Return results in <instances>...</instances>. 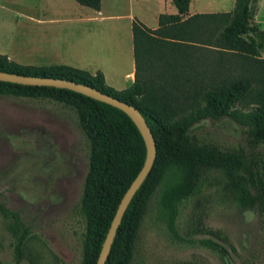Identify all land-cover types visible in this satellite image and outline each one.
<instances>
[{"label": "rangeland", "instance_id": "374dc122", "mask_svg": "<svg viewBox=\"0 0 264 264\" xmlns=\"http://www.w3.org/2000/svg\"><path fill=\"white\" fill-rule=\"evenodd\" d=\"M102 3L100 15L77 0H0V54L33 65H55L60 57L76 60L79 43L96 39L109 25L119 23L125 46L117 42L112 49H125L130 58L131 13L149 26L157 12L177 13L171 0ZM235 3L192 0L191 8L225 11ZM259 6L257 0L255 20ZM258 18L264 25V3ZM101 55L108 56L106 52ZM218 57L221 61H213L209 68L201 65V70L232 77L251 69L234 53ZM115 59L110 63L117 71ZM129 62L116 65L121 75ZM256 108L250 95L242 97L228 115L195 124L189 131L190 140L220 149L244 148L264 178V144L252 143L241 121ZM90 154V140L74 108L50 98L0 94V264H82L87 224L81 204ZM204 178V188L181 206L180 239L161 220L152 202L131 264H264V214L240 207L234 186L221 171L211 170ZM25 226L29 233L18 263L15 246ZM204 238L216 241L222 254L202 247Z\"/></svg>", "mask_w": 264, "mask_h": 264}, {"label": "trees", "instance_id": "16d2710c", "mask_svg": "<svg viewBox=\"0 0 264 264\" xmlns=\"http://www.w3.org/2000/svg\"><path fill=\"white\" fill-rule=\"evenodd\" d=\"M77 1L101 11L102 0ZM191 1L171 0L177 13H161L157 28L134 17L135 80L122 90L109 85L102 70L93 74L67 64H22L0 54L2 71L91 85L136 106L151 127L157 157L123 215L106 264H131L154 200L159 217L180 239L181 206L204 188V176L211 170L221 171L234 186L240 207L264 214V178L246 150L198 144L189 136L195 124L221 119L237 100L250 95L257 108L241 121L249 140L264 144V29L254 18L257 0H236L231 11L195 14H190ZM220 53H234L251 69L232 77L201 70V65L209 68L221 61ZM0 94L50 98L76 110L91 144L81 204L87 224L82 264H97L118 206L145 163L147 145L141 131L120 108L70 89L0 80ZM28 233L25 226L18 237V263ZM201 245L222 254L210 238L202 239Z\"/></svg>", "mask_w": 264, "mask_h": 264}, {"label": "water", "instance_id": "95a60500", "mask_svg": "<svg viewBox=\"0 0 264 264\" xmlns=\"http://www.w3.org/2000/svg\"><path fill=\"white\" fill-rule=\"evenodd\" d=\"M0 80L29 85L55 86L83 93L97 100L106 102L108 104L120 108L132 118V120L136 123L139 130L141 131L147 145V155L145 163L136 178L134 179V181L131 183V185L125 192L118 206L116 214L112 220L109 231L106 235L97 261V264H106L123 215L127 207L129 206L131 200L133 199L134 195L149 175L157 157L156 140L151 130V127L148 125L143 113L133 104L123 101L110 94H107L91 85L78 83L74 80H68L53 76H31L14 72H6L2 70H0Z\"/></svg>", "mask_w": 264, "mask_h": 264}, {"label": "crops", "instance_id": "0c3cea01", "mask_svg": "<svg viewBox=\"0 0 264 264\" xmlns=\"http://www.w3.org/2000/svg\"><path fill=\"white\" fill-rule=\"evenodd\" d=\"M263 3H264V0H260V6L258 9L256 21L260 23L261 27L264 29L263 21H261V19L258 18V15H259V12H260V9ZM191 7L192 6H190V12H191L190 14L222 12V10H217L216 8H213V7L201 6L195 9ZM89 11H93V10H89ZM225 11H231V10L228 9ZM98 14L103 15V3H102L101 11H98ZM160 14L161 13L159 12L155 13V20L150 24V26L148 24L147 25L151 28H157L159 26ZM134 17H137V16H135L134 13H131L130 22H129V38H130L129 55H130V58H128L129 56L128 54H126L125 49L119 52L115 50L116 48L112 49L113 43H117V42H121L123 47L125 46L124 36H123L124 28L122 26H119V23H112V25L108 26L109 28L107 27V30L104 33L96 36L95 37L96 39H89L90 41L89 40L83 41L82 43H79V45H77L79 54L73 57L76 60H71L67 58L64 59V57H60L61 60H57V64L72 65V66L87 70L93 74H95L98 70H102L105 74L106 81L109 85L119 90L129 87L135 80V60H134V51H133V32H132V22H133ZM101 18L106 19L108 18V16L107 17L101 16ZM110 18L114 20L121 19L118 15L116 16L110 15ZM93 50H97V52L94 53ZM101 52H106L108 56L102 58ZM94 54L97 55V58L94 56ZM121 55H123V57ZM113 58H116L115 60H117L116 64H114V68L118 69L117 71L113 69L110 63V60H113ZM90 59H94V60L96 59L97 61L90 60ZM106 60H109V61H106ZM127 60H130V62L126 66V71H124L123 74L121 75L120 73L122 72H120L121 71L120 69L122 65L124 64V62H127ZM120 63H121V67H118ZM116 65L118 66L116 67Z\"/></svg>", "mask_w": 264, "mask_h": 264}]
</instances>
